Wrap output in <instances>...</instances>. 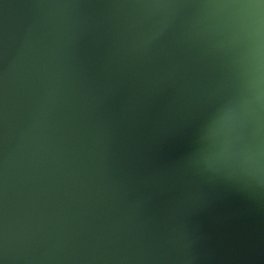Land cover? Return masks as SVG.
<instances>
[{"label": "water", "instance_id": "obj_1", "mask_svg": "<svg viewBox=\"0 0 264 264\" xmlns=\"http://www.w3.org/2000/svg\"><path fill=\"white\" fill-rule=\"evenodd\" d=\"M150 1L0 0V264H206L202 182L264 264V0Z\"/></svg>", "mask_w": 264, "mask_h": 264}, {"label": "flooded vegetation", "instance_id": "obj_2", "mask_svg": "<svg viewBox=\"0 0 264 264\" xmlns=\"http://www.w3.org/2000/svg\"><path fill=\"white\" fill-rule=\"evenodd\" d=\"M16 4L6 5V7L14 8ZM152 4L150 0H118V8L124 16V20L128 26L142 23L143 17L150 18L152 16ZM147 21H150L149 19ZM18 40L25 39L26 36L18 35ZM2 86V83H0ZM153 141L145 149L142 156L145 162H148L154 156ZM138 170H134L133 175L137 177ZM188 202L194 206V208L201 215L203 222L206 220L209 225L206 224V229L202 233V249L206 256V264H214V253L216 254L213 241L216 239L217 225L220 227L221 233L228 236V211L217 200L216 185L214 183L202 182L200 189L189 195ZM156 215L154 213H148L134 225L135 230L153 231L155 226ZM241 219V218H240ZM212 225V229L210 226ZM238 227L235 229L236 240L238 242V249L233 254H229L227 264H242L244 258L248 252V234L245 229L243 220L239 221ZM264 240V238H263ZM264 244V243H263ZM264 247V245H263ZM264 254V248H263Z\"/></svg>", "mask_w": 264, "mask_h": 264}, {"label": "rangeland", "instance_id": "obj_3", "mask_svg": "<svg viewBox=\"0 0 264 264\" xmlns=\"http://www.w3.org/2000/svg\"><path fill=\"white\" fill-rule=\"evenodd\" d=\"M219 225H217V228ZM220 227L219 232L216 236L213 244L215 246L216 254L214 253V264H227V259L229 258V254L232 252L233 254L237 251L238 245L236 239L232 238V232H228V236L221 233ZM235 234V233H234Z\"/></svg>", "mask_w": 264, "mask_h": 264}]
</instances>
